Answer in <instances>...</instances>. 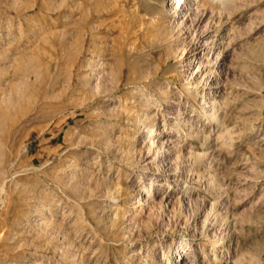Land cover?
Segmentation results:
<instances>
[{"label":"rangeland","instance_id":"374dc122","mask_svg":"<svg viewBox=\"0 0 264 264\" xmlns=\"http://www.w3.org/2000/svg\"><path fill=\"white\" fill-rule=\"evenodd\" d=\"M186 1L0 0V264H264V0Z\"/></svg>","mask_w":264,"mask_h":264},{"label":"bare ground","instance_id":"6f19581e","mask_svg":"<svg viewBox=\"0 0 264 264\" xmlns=\"http://www.w3.org/2000/svg\"><path fill=\"white\" fill-rule=\"evenodd\" d=\"M193 2H194V4H193ZM193 2H192V7L195 5V4H197V7H196V10H199L198 11V13L196 14V17L194 18V22H193V26H199V28H200V26L206 21L205 19L207 18V16L209 15V14H214V11H215V7H214V5H213V3H211V4H209L208 5V7H209V9L208 8H206L205 10H203V11H201V7H204L205 5H204V0H193ZM191 4V2H190V0H187L186 1V3H185V6L186 7H188L189 5ZM185 7V8H186ZM188 10H189V8H188ZM219 13V15H218V17H217V19H219V22L220 23H225V19L224 18H222V16H223V14H222V12L220 11V12H218ZM186 17V16H185ZM190 17H191V15H190ZM213 17V15L212 16H210L208 19L209 20H211V18ZM227 22H228V20H227ZM216 24V23H215ZM194 27V28H195ZM191 28H192V26H191ZM196 29V28H195ZM204 40H202L200 43L202 44L201 46L202 47H206V45L204 44V42H205V39H206V44H207V42H209V40L212 38V36H211V34H209V35H205L204 37ZM217 40H219V38H217ZM208 45V44H207ZM221 47H222V44L220 45ZM207 48H204V50H206ZM195 51L196 50H193L192 51V53H195ZM224 51V50H223ZM193 55L194 54H192L191 56H190V58L188 59V64L189 65H191V63H192V61H193ZM224 66V62H222V64H221V66H219V68L220 69H222V67ZM124 69H117V67H116V71H118L119 72V78L118 77H116V75H115V73H114V70H112L111 72H109V73H107L108 74V76H109V79H110V81H111V84H110V86L109 85H107V86H105L104 88H103V90H101V94H105V95H112V94H115V91L116 90H118V89H120V84H121V82H122V79H123V74H124V71H123ZM106 71H108V70H106ZM221 71V70H220ZM219 73V72H218ZM156 74V73H155ZM151 75H152V73L151 74H149V77H151ZM219 75V74H218ZM115 81L118 83V84H116L115 85ZM221 80H218V79H216V81L215 82H213L212 84H210V86L212 87V94L211 93H209V95L211 94V95H216L217 96V94L219 93L220 94V89H221V87H223V86H220L221 84ZM132 84V83H131ZM101 86L102 85H100L99 87H100V89H101ZM98 87V88H99ZM100 89H99V92H100ZM140 92V91H139ZM134 94V93H133ZM215 96V97H216ZM94 97V96H93ZM106 97V96H105ZM203 97H205V99L203 100V102H202V104H201V109H203L204 110V107L203 106H206V104L208 103V101H209V97H208V99L206 98L207 96H205V95H203ZM144 102H146V100L144 101ZM211 102L212 103H210L211 105L209 106L210 107V110L208 111L210 114H211V116H213L212 118L213 119H209V120H217V118L219 117V109H220V105H221V103L220 102H218V100L217 99H215V98H213L212 100H211ZM143 104V103H142ZM125 113H128L127 115H129V116H131V114L128 112V111H126ZM142 115V114H141ZM124 116V114H121V113H119V112H116V109L115 110H112V111H109V112H107V113H104V112H101L100 113V115H99V117H101V119L103 118V117H105V118H108V120L107 121H102L101 120V124L102 125H104V129H102L103 130V134H102V139H101V141H100V143L99 142H97V143H99V144H101V146L103 145L104 146V150L106 151V152H108V153H110V155H111V153H114L116 150H117V152H119V150H118V139H116L115 138V136H114V126H117V119H119V120H121V119H123L122 117ZM143 116V115H142ZM97 119V118H96ZM99 119V118H98ZM141 119V118H140ZM140 119H139V121H140ZM148 120H150V117H148ZM141 121H143V120H141ZM141 123V122H140ZM190 123V122H189ZM138 124V123H137ZM187 124V123H186ZM101 125V126H102ZM150 126H149V129H148V127H147V129L150 131V132H153V134L151 135V136H154L155 138H157V136H161L162 134H163V132L165 131V130H163V127H156V125H157V123L155 124L154 123V121L151 123L150 122V124H149ZM185 124L183 123V126H184ZM190 125V124H189ZM191 126V125H190ZM193 126V125H192ZM177 127H179V126H177ZM185 127V126H184ZM180 128V127H179ZM172 129H174V128H172ZM157 131H158V133H157ZM181 131H182V129H181ZM149 132V133H150ZM179 132H180V130H179ZM76 133V132H75ZM181 133V132H180ZM154 134H156V135H154ZM196 134H198V133H196ZM195 134V135H196ZM69 135H70V133H69ZM72 135V134H71ZM74 135V134H73ZM81 135V134H80ZM75 136H77V135H75ZM154 137H153V140H152V142H151V145H150V147H149V149L151 148V146L155 143V141H154ZM94 143V142H93ZM80 144V143H79ZM144 144V143H143ZM95 146V145H94ZM80 147V146H79ZM161 148L162 149H164L162 146H161ZM99 150L101 149V148H98ZM162 149L159 151H157L156 153V156H155V158H154V160L153 161H155L156 162V160H158L159 158H160V155L161 154H163L161 151H162ZM103 150V149H102ZM182 150V149H181ZM180 150V151H181ZM150 151V150H149ZM116 152V153H117ZM151 153V152H150ZM132 154V151H131V149H129V151H127V155H128V158L130 157L129 155H131ZM109 155V156H110ZM113 155V154H112ZM170 155V153H168L167 155H163V156H161V159H159V166L160 167H163L164 168V165H167L168 163H165L166 161H167V157ZM65 157V156H64ZM75 157V156H74ZM190 157H192V158H196V157H194V155H192V154H190ZM73 158V157H72ZM114 158H118L117 156H114ZM130 159V158H129ZM116 162V161H115ZM115 162H113V163H115ZM71 163V162H70ZM119 163V162H118ZM112 165V164H111ZM114 165V167H116L118 170H119V172H120V168H119V165H116V164H113ZM166 168V167H165ZM75 172V171H74ZM189 172H192V169H189ZM93 174V173H92ZM95 174V173H94ZM73 177V176H72ZM76 177V176H75ZM90 177H92V175L90 176ZM97 179V178H96ZM106 179V178H105ZM109 180V179H108ZM209 180V179H208ZM91 182V181H90ZM109 182V181H108ZM108 182H107V184L106 185H108ZM114 182V181H113ZM94 183V182H93ZM93 183L91 182V183H89L88 184V187H89V189H90V191H91V193L93 192H95V189L97 188H95V186L93 185ZM96 183V182H95ZM103 183V182H102ZM110 183V182H109ZM104 184V183H103ZM151 184H152V182H151ZM87 185V184H86ZM116 185H117V183H116ZM63 186V185H62ZM99 186L100 185H98V188H99ZM102 186V185H101ZM103 187V186H102ZM113 187V186H112ZM112 187H110V188H112ZM109 188V189H110ZM121 188V187H120ZM106 189H108V187L106 188ZM175 189H177V187L175 188ZM120 190V189H119ZM100 191L102 192V190L100 189ZM111 191H113V190H111ZM96 193V192H95ZM94 193V194H95ZM98 193V192H97ZM109 191L106 193L107 195H109ZM114 194V193H113ZM175 194H177V192L175 193ZM104 195H105V193H104ZM110 196V195H109ZM113 196V195H112ZM107 198H110V197H108V196H106ZM167 200V199H166ZM179 202L181 203V204H183V202L181 201V200H179ZM185 207V206H184ZM213 207V206H212ZM216 208V207H215ZM212 209V208H211ZM210 209V210H211ZM203 210H204V208H203ZM210 210H208V211H210ZM217 211V210H216ZM215 211V212H216ZM211 212V211H210ZM210 212H208V214L206 215V217H205V224L204 225H206L207 224V222L209 221L208 220V217H209V214H212V212L210 213ZM215 212L213 213V214H215ZM217 215V214H216ZM215 216L213 215V217L212 218H214ZM216 218V217H215ZM214 218V219H215ZM213 219V220H214ZM116 221L118 220L117 218L115 219ZM216 220V219H215ZM114 221V220H113ZM119 222V221H118ZM118 226V225H117ZM186 245V244H185ZM182 246V245H180L179 247H181V249L182 250H180V251H178L179 253H178V255L176 256V258H177V260L179 259V256L181 255V253L184 251V249L186 248V246ZM178 248V247H177ZM184 255H185V257H186V251L184 252ZM183 255V256H184ZM190 257V256H189ZM184 259H183V257L181 258V264H182V261H183ZM189 262V261H188Z\"/></svg>","mask_w":264,"mask_h":264}]
</instances>
